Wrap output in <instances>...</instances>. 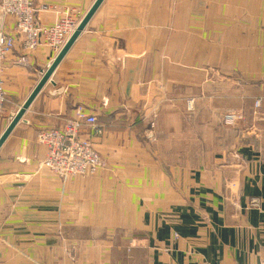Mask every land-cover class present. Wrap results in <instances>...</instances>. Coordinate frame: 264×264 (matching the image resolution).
Masks as SVG:
<instances>
[{"label":"crops","instance_id":"obj_1","mask_svg":"<svg viewBox=\"0 0 264 264\" xmlns=\"http://www.w3.org/2000/svg\"><path fill=\"white\" fill-rule=\"evenodd\" d=\"M30 1L41 28L80 23L96 0ZM14 24L0 16L1 33ZM15 38L0 137L57 55ZM79 107L97 117L105 168L61 181L36 134ZM228 111L242 115L232 128ZM0 260L264 261V0H104L0 148Z\"/></svg>","mask_w":264,"mask_h":264},{"label":"built area","instance_id":"obj_2","mask_svg":"<svg viewBox=\"0 0 264 264\" xmlns=\"http://www.w3.org/2000/svg\"><path fill=\"white\" fill-rule=\"evenodd\" d=\"M8 1L12 4H8ZM1 11L3 15L11 14L17 20L15 24V37L25 38L23 50L34 51L42 42L51 48L56 54L60 52L68 38L74 32L71 28H77L79 22L64 18L48 27L37 28L34 22V9L30 0H2ZM73 31V32H72ZM14 36L0 32V63L10 54L14 48ZM27 59L24 56L18 60L19 65L25 66ZM6 101V93L0 79V112ZM256 108H260V101H256ZM241 120V116L226 113L223 116L225 126H234ZM97 118L85 113L81 108L76 111L74 119L68 120L61 129H44L36 134V140L46 148V158L42 166L52 172L61 181L74 176H93L105 168V163L99 154L93 149L88 138L89 132L98 130ZM99 134V133H98ZM247 133V130L245 131ZM258 200L251 202L252 207H258ZM260 264H264L262 261Z\"/></svg>","mask_w":264,"mask_h":264},{"label":"water","instance_id":"obj_3","mask_svg":"<svg viewBox=\"0 0 264 264\" xmlns=\"http://www.w3.org/2000/svg\"><path fill=\"white\" fill-rule=\"evenodd\" d=\"M104 0H96L90 10L86 13V15L83 17V19L78 24L77 28L74 30V32L71 34V36L68 38L67 42L63 46V48L60 50V52L56 55L53 62L49 65L47 70L44 72L43 76L39 80L38 84L35 86L27 100L22 104V106L19 108V110L16 112L15 116L12 118L11 122L3 132V134L0 137V148L3 145V143L6 141V139L9 137L13 129L16 127V125L23 119L25 113L29 109L30 105L34 101V99L37 97V95L40 93V91L43 89V87L47 84V82L50 80L51 75L57 68V66L61 63L67 52L70 50V48L73 46L77 38L80 36V34L83 32L99 6L102 4Z\"/></svg>","mask_w":264,"mask_h":264},{"label":"rangeland","instance_id":"obj_4","mask_svg":"<svg viewBox=\"0 0 264 264\" xmlns=\"http://www.w3.org/2000/svg\"><path fill=\"white\" fill-rule=\"evenodd\" d=\"M1 4H2V0H0V16H2V17H10V18H13L14 19V22H15V24H16V26H17V20L15 19V16H13V15H11V14H7V15H3V13H2V11H1ZM33 4V3H32ZM33 9H34V14H33V16L35 17L36 16V13H37V10H36V8L34 7V4H33ZM70 14L69 13H67L63 18H60V19H58L56 22H54V23H57L58 21H60L61 19H64L65 17L67 18L68 16H69ZM70 18H71V20H74L76 23L77 22H79V20H78V15H74V16H69ZM35 19H36V17L34 18V22H35ZM53 23V24H54ZM15 24H14V26H15ZM52 24V25H53ZM27 37V34L24 36L23 34H22V37L20 38L19 37V39L18 40H20V45H21V47L23 46V44H24V41H22V38H23V40H25V38ZM51 49V48H50ZM22 50H23V48H22ZM52 50V49H51ZM53 51V50H52ZM23 52H24V54L25 55H29V53H31V52H33V51H27V50H23ZM53 53H55L54 51H53ZM56 54V53H55ZM26 57V56H25ZM26 59H27V57H26ZM27 62V61H26ZM216 78V77H215ZM0 79H1V81H2V83H3V86H4V81H3V78H2V76H1V69H0ZM246 88V87H245ZM256 101H260V108L258 109V108H256L255 107V103H256ZM6 102H8V100H7V96H6V101H5V103L3 104V106H2V110L4 109V106H5V104H6ZM254 108H255V117H258V114L260 113V109H261V106H262V100L261 99H257V100H254ZM192 104V100H186V104H185V111H187V110H189L188 109V107L190 106ZM79 108H81V107H79ZM79 108H77L76 110H75V116H76V111L79 109ZM85 113H87L86 112V110L85 109H83V108H81ZM240 111V110H239ZM2 112V111H1ZM0 112V113H1ZM194 112V111H193ZM227 113V112H226ZM228 113H233V114H237V115H240L241 116V118H242V115L241 114H238L237 112H232V111H228ZM227 113V114H228ZM88 114V113H87ZM193 114V113H192ZM89 115H91V114H89ZM188 115V114H187ZM75 116L73 117V119L75 118ZM94 116V115H93ZM96 117V116H95ZM223 117V116H222ZM97 118V117H96ZM222 120V124L224 125V122H223V118L221 119ZM239 122V121H238ZM237 122V123H238ZM236 123V124H237ZM235 124V125H236ZM234 125V126H235ZM96 126H97V129L98 130H93V131H91V132H94L96 135L99 133H102V130L99 128V126H98V123H96ZM225 126V125H224ZM225 127H228V128H232V127H230V126H225ZM90 132V133H91ZM259 133V132H258ZM89 138V137H88ZM89 140L91 141V139L89 138ZM37 141V140H36ZM92 144V143H91ZM56 176V175H55ZM57 177V176H56ZM0 264H2V262H1V260H0Z\"/></svg>","mask_w":264,"mask_h":264},{"label":"bare ground","instance_id":"obj_5","mask_svg":"<svg viewBox=\"0 0 264 264\" xmlns=\"http://www.w3.org/2000/svg\"><path fill=\"white\" fill-rule=\"evenodd\" d=\"M8 4H10V5L12 6V4H11L9 1H8ZM2 5L4 6V5H5V3L3 2V3H2ZM68 18H70V17H68ZM77 25H78V24H77ZM75 29H76V26H75V28H71V29H70V31H71V30H73V31H74ZM73 31H72V32H73Z\"/></svg>","mask_w":264,"mask_h":264}]
</instances>
